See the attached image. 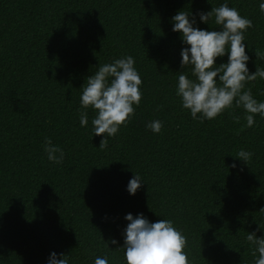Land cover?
Listing matches in <instances>:
<instances>
[{"label":"trees","instance_id":"obj_1","mask_svg":"<svg viewBox=\"0 0 264 264\" xmlns=\"http://www.w3.org/2000/svg\"><path fill=\"white\" fill-rule=\"evenodd\" d=\"M224 3L252 21L247 67L264 69L254 52L264 51V0H0V264H48L52 252L69 264H126L116 248L129 213L173 221L191 264H255L246 236L264 237V118L246 127L237 108L201 123L177 95L180 74L196 77L192 65L181 69L188 46L172 17L183 10L199 28L219 31L214 18L206 24L196 14ZM129 55L143 99L101 149L82 86ZM227 62L228 53L216 60ZM248 88L264 102V79ZM155 120L160 133L147 127ZM46 137L63 149L62 164L48 160ZM241 149L253 153L248 165L236 157ZM134 173L143 184L131 195Z\"/></svg>","mask_w":264,"mask_h":264},{"label":"clouds","instance_id":"obj_2","mask_svg":"<svg viewBox=\"0 0 264 264\" xmlns=\"http://www.w3.org/2000/svg\"><path fill=\"white\" fill-rule=\"evenodd\" d=\"M259 9L264 12V3H260ZM196 15L206 24L214 18L215 25L221 30L199 28L195 16L183 10L172 17V30L180 33L183 43L188 46L180 53L181 69L192 65V74L196 77L192 80L184 74L179 75L177 95L181 97L183 109L190 110L192 118L203 123L205 119L213 120L227 110L235 112V109L243 108L246 127H253L257 114L264 118V102L254 99L246 85L258 78L264 79V69L257 67L255 73L250 74L247 67L250 57L246 54L244 33L254 27L252 21L227 3ZM254 52L257 59L264 60V51L255 49ZM226 53L228 62L217 66V58ZM134 65L135 60L130 55L103 64L82 86L81 106L85 110L92 108L97 113L92 125L94 135L104 137L100 141L101 149L107 148L109 137L114 138L121 127L128 126L136 111L134 105L138 107L143 99V81ZM233 120L239 123L240 117L233 115ZM80 123L82 127L87 125L86 111L81 112ZM147 127L154 133H160L163 123L155 120ZM44 151L50 162L63 163V149L48 137L44 140ZM252 155V152L241 149L236 157L248 165ZM230 167L236 168L237 165L233 163ZM142 184L141 177L134 173L127 191L135 195ZM260 210L264 211V208ZM125 220L129 223L124 230V244L116 249L125 250L126 264H191L185 251L186 237L174 227L173 221L162 219L152 223L142 213L136 217L129 213ZM260 229L259 225L257 230ZM246 240L254 246L252 255L259 254L255 264H264V237L258 238L254 231L248 233ZM109 242L113 245L118 243L115 239ZM48 264H69V258L64 253L58 257L52 252ZM94 264H108V259L96 257Z\"/></svg>","mask_w":264,"mask_h":264}]
</instances>
